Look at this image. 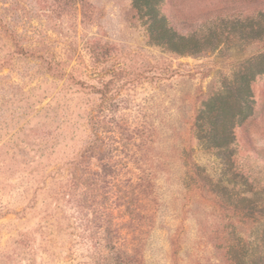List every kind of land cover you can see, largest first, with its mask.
Returning a JSON list of instances; mask_svg holds the SVG:
<instances>
[{
    "label": "rangeland",
    "instance_id": "1",
    "mask_svg": "<svg viewBox=\"0 0 264 264\" xmlns=\"http://www.w3.org/2000/svg\"><path fill=\"white\" fill-rule=\"evenodd\" d=\"M133 1L0 0V264H264V74L229 150L195 128L264 0H160L182 55Z\"/></svg>",
    "mask_w": 264,
    "mask_h": 264
},
{
    "label": "trees",
    "instance_id": "2",
    "mask_svg": "<svg viewBox=\"0 0 264 264\" xmlns=\"http://www.w3.org/2000/svg\"><path fill=\"white\" fill-rule=\"evenodd\" d=\"M160 0H134V7L147 23V31L152 42L167 50L182 55L190 51L195 43L194 37L177 36L165 24L158 14ZM264 74L260 64L244 67L234 74L223 90L207 100L196 119L197 140L201 147L214 150H229L233 145V128L235 124L248 117L252 111L253 100L250 83L254 77ZM264 250V244H262ZM239 256L238 263L243 261ZM259 263V261H258Z\"/></svg>",
    "mask_w": 264,
    "mask_h": 264
}]
</instances>
